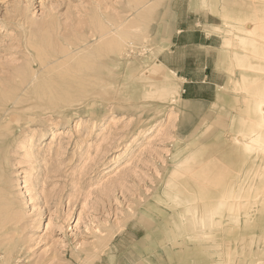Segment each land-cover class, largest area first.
I'll use <instances>...</instances> for the list:
<instances>
[{
	"label": "rangeland",
	"instance_id": "obj_1",
	"mask_svg": "<svg viewBox=\"0 0 264 264\" xmlns=\"http://www.w3.org/2000/svg\"><path fill=\"white\" fill-rule=\"evenodd\" d=\"M222 11L204 0H0V112L27 106L0 128V264H264L263 212L248 229L226 216L200 243L210 210L193 219L167 194L180 159L218 146L247 92L264 98V58L241 57L264 37L227 45ZM177 24L193 45L171 55ZM37 51L50 63L26 84ZM89 67L100 82L77 80ZM168 69L165 85L154 71ZM178 96L195 109L180 111ZM223 170L190 184L214 185Z\"/></svg>",
	"mask_w": 264,
	"mask_h": 264
},
{
	"label": "bare ground",
	"instance_id": "obj_2",
	"mask_svg": "<svg viewBox=\"0 0 264 264\" xmlns=\"http://www.w3.org/2000/svg\"><path fill=\"white\" fill-rule=\"evenodd\" d=\"M204 2L208 5L210 3L215 8L217 5L221 6L223 10L221 18L224 27H219V29L229 34L230 37H224L227 45L231 44L234 38L246 39L253 35L264 37V0H204ZM171 24V19H169L165 24L166 28L171 29ZM256 44L254 52L243 51L241 57L246 61L253 58H264V41L260 40ZM37 45V43H33L31 48L36 49ZM28 56L30 58L29 67L33 73L25 80L26 84H30L35 78H38V72L50 63L49 54L44 52L37 51V54ZM107 62L110 61L107 60ZM244 71L247 73L246 70ZM154 72L155 77L160 78L165 85L173 81L170 78V74L173 75V72L169 69L167 75L157 70ZM77 80L96 84L102 80V77L94 68L90 69L89 67L87 71L80 73ZM176 84L181 86L178 82H175ZM260 92H264V79H261L259 83ZM178 98L181 101L177 100L176 106L180 111L195 109V106L187 102L188 100L185 98L180 96ZM242 100L233 106V111L228 112V121L224 122L223 129L218 133L219 145L215 146L210 153L208 147L205 146L196 149V152L194 150L188 151L178 162V167L168 182V196L172 192H175L174 195L177 198L181 196V200H179L181 202H177L175 206L194 212L191 214L193 219L198 214L210 210L211 216L208 221L194 233L195 238L200 239V243H211L210 238L206 235L213 228L222 231L226 216H230L232 222H239L240 215H243L245 228L248 229L251 228L250 224L254 221V219H250V213L252 211L264 213V178L256 183V186L252 185L254 180L251 178L258 168L259 172L264 169V142L260 143L261 139L264 140V98L257 97V93L247 92ZM19 103L20 100H12L0 112V128L9 125L6 123L13 119V111L27 108V106H20ZM192 144L195 142L188 144L187 148ZM194 156L199 157L196 160L198 163L196 175L186 176L182 170L188 169L191 163L195 162ZM220 165L223 166L224 170L222 174H219L220 178L216 184L200 187V191L190 184V181L195 184L193 181L196 182L198 178H205L204 173H211ZM162 201L169 202L168 199H162ZM176 211L177 214H181L178 208ZM261 219L264 221V214L261 215ZM186 235L191 237L192 234L186 233ZM204 251L206 255H210V249H204Z\"/></svg>",
	"mask_w": 264,
	"mask_h": 264
},
{
	"label": "crops",
	"instance_id": "obj_3",
	"mask_svg": "<svg viewBox=\"0 0 264 264\" xmlns=\"http://www.w3.org/2000/svg\"><path fill=\"white\" fill-rule=\"evenodd\" d=\"M181 28L182 27L179 24H177V34H174L175 36H173V40H172L173 45L171 46V50H170L171 55L179 52L184 46L193 45L192 43H188L187 41H183V39L185 38V35H181V34L184 33L186 30L181 29ZM198 41H199L198 44L201 47H212V45L210 44L212 41L207 36L203 37L202 35H200V38ZM184 79L187 80V78H185V77H184ZM189 83H192V81H189ZM187 87L189 89L192 86L188 85ZM193 89L195 90V87H193Z\"/></svg>",
	"mask_w": 264,
	"mask_h": 264
}]
</instances>
